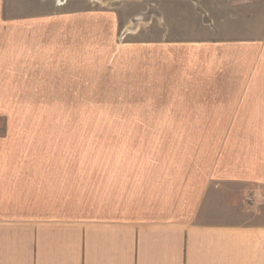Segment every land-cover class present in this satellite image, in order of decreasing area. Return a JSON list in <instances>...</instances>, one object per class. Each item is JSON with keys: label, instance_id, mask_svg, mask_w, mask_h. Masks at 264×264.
Returning <instances> with one entry per match:
<instances>
[{"label": "crops", "instance_id": "obj_1", "mask_svg": "<svg viewBox=\"0 0 264 264\" xmlns=\"http://www.w3.org/2000/svg\"><path fill=\"white\" fill-rule=\"evenodd\" d=\"M2 11L0 103L47 101L67 86L44 65L59 52L49 17ZM207 53L149 52L148 125L101 137L100 158L45 157L35 128L7 117L0 264H264V81L204 79Z\"/></svg>", "mask_w": 264, "mask_h": 264}, {"label": "rangeland", "instance_id": "obj_2", "mask_svg": "<svg viewBox=\"0 0 264 264\" xmlns=\"http://www.w3.org/2000/svg\"><path fill=\"white\" fill-rule=\"evenodd\" d=\"M2 2V13L11 17H49L44 41L59 42V52L44 65L64 72L59 82L67 86L45 90L39 99L47 101L0 103V134L8 116L14 126L35 128L30 132L43 138L45 157L100 158L101 137L147 126L148 119L138 116L147 110L148 61L163 60L174 43L208 50L212 64L203 68L204 79L264 81V0ZM50 30L59 35L49 36ZM247 46L253 49L249 58L241 54L227 63L225 50Z\"/></svg>", "mask_w": 264, "mask_h": 264}]
</instances>
